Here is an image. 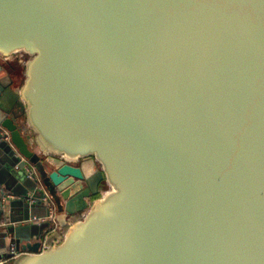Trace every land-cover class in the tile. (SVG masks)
Wrapping results in <instances>:
<instances>
[{
  "label": "water",
  "instance_id": "95a60500",
  "mask_svg": "<svg viewBox=\"0 0 264 264\" xmlns=\"http://www.w3.org/2000/svg\"><path fill=\"white\" fill-rule=\"evenodd\" d=\"M5 64L12 264H264V0H0Z\"/></svg>",
  "mask_w": 264,
  "mask_h": 264
},
{
  "label": "crops",
  "instance_id": "0c3cea01",
  "mask_svg": "<svg viewBox=\"0 0 264 264\" xmlns=\"http://www.w3.org/2000/svg\"><path fill=\"white\" fill-rule=\"evenodd\" d=\"M6 67L10 70L8 73H6L8 75V77L5 76V74H0V78H4L5 80L3 81V84L6 87H10V88H15L16 85H18L19 81L18 78L16 76H14L12 73V68L11 65L9 64H5ZM6 77V78H5ZM16 168H12V167H8L5 166L3 164L0 163V201L3 200L4 202V208L2 213L0 214V225L2 224V226L0 227V264H12V261H8V246L10 242H14L15 237L13 234H9L6 237H3V234L7 233L8 229L12 228L8 223L10 222V219H14V220H19L24 216V209L20 206H10L11 202H13L15 200L14 198V194L11 193V191H9L5 184H10L11 186H13V182L12 179L14 178L13 174L15 172ZM26 172V169H25ZM18 189V191H23L22 189L25 190V188H22V185H16L15 189ZM105 186H102V190H104ZM34 213L36 216H43L44 215V209L42 207H35L34 208ZM56 216H59L58 213H55ZM83 214H76L73 217L69 218L64 227L60 226L56 220L55 223L50 224L49 229L51 230L50 233H47V236H52L49 239V242L53 245L57 244L60 240L61 235L64 233V231L67 229V227H69L70 225H72L74 222L78 221ZM43 219V218H42ZM40 222H35V223H21L18 224L16 223L14 225L15 228L20 229V235L26 239H28L29 237H31V240H29L30 242H34L35 238L33 236H31L32 234H35L37 232V230L41 227V225L48 221V220H44L41 221V219H39ZM60 220V217L58 219V221ZM63 222V221H62ZM61 223V221H60ZM63 225V224H62ZM36 229V230H31V229ZM46 233V232H45ZM46 243L43 244V248L46 247Z\"/></svg>",
  "mask_w": 264,
  "mask_h": 264
},
{
  "label": "built area",
  "instance_id": "2783aa9c",
  "mask_svg": "<svg viewBox=\"0 0 264 264\" xmlns=\"http://www.w3.org/2000/svg\"><path fill=\"white\" fill-rule=\"evenodd\" d=\"M0 136L2 137V139L9 143L10 142V138H9V134L3 129L0 127ZM26 172L28 173V175H33V169H26ZM45 203L47 204L48 206V209H49V216L46 218V220L50 221V223H55V208L54 206L48 202V198L45 200ZM1 205H2V200L0 201V209H1ZM45 219H41V221H44ZM35 222H40L39 219L37 218H32L31 220L28 221V223H35ZM2 226V224L0 225V227ZM8 253H9V256H8V261H12L14 259H16L20 253L17 252V249H16V244L15 242H10L9 243V246H8Z\"/></svg>",
  "mask_w": 264,
  "mask_h": 264
},
{
  "label": "flooded vegetation",
  "instance_id": "af4514ba",
  "mask_svg": "<svg viewBox=\"0 0 264 264\" xmlns=\"http://www.w3.org/2000/svg\"><path fill=\"white\" fill-rule=\"evenodd\" d=\"M9 65H11V68H12V69H14V68H15V67H14V65H15V64H9Z\"/></svg>",
  "mask_w": 264,
  "mask_h": 264
},
{
  "label": "rangeland",
  "instance_id": "374dc122",
  "mask_svg": "<svg viewBox=\"0 0 264 264\" xmlns=\"http://www.w3.org/2000/svg\"><path fill=\"white\" fill-rule=\"evenodd\" d=\"M27 59V58H26ZM13 71H15L16 69H12ZM105 189L104 190H107V188L106 187H104Z\"/></svg>",
  "mask_w": 264,
  "mask_h": 264
}]
</instances>
